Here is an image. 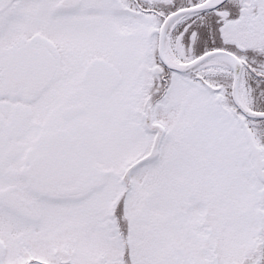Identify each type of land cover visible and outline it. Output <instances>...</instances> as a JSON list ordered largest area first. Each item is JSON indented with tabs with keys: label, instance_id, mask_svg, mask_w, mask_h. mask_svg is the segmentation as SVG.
<instances>
[{
	"label": "snow or ice",
	"instance_id": "1",
	"mask_svg": "<svg viewBox=\"0 0 264 264\" xmlns=\"http://www.w3.org/2000/svg\"><path fill=\"white\" fill-rule=\"evenodd\" d=\"M0 264H264V0H0Z\"/></svg>",
	"mask_w": 264,
	"mask_h": 264
}]
</instances>
